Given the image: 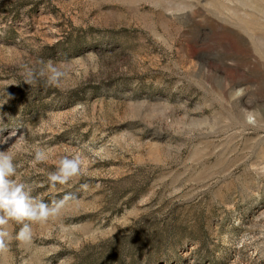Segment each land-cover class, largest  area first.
Masks as SVG:
<instances>
[{
	"label": "rangeland",
	"instance_id": "1",
	"mask_svg": "<svg viewBox=\"0 0 264 264\" xmlns=\"http://www.w3.org/2000/svg\"><path fill=\"white\" fill-rule=\"evenodd\" d=\"M39 60L61 89L23 82ZM10 133L32 194L75 200L0 264H264V0H0ZM74 150L87 174L51 189Z\"/></svg>",
	"mask_w": 264,
	"mask_h": 264
},
{
	"label": "clouds",
	"instance_id": "2",
	"mask_svg": "<svg viewBox=\"0 0 264 264\" xmlns=\"http://www.w3.org/2000/svg\"><path fill=\"white\" fill-rule=\"evenodd\" d=\"M20 67L23 82L29 86L44 83L48 87L61 89L69 75V69L65 64H57L51 60H39L33 65L20 62ZM244 93L245 89L240 88L235 94L239 97ZM258 115L259 113L246 111L245 122L255 126ZM12 135L15 133H10L9 137L0 139V143H6ZM18 150L19 145H17ZM15 156L14 151L0 150V255L7 253L13 242L20 247L31 248L36 227L58 222L69 203L75 200L74 196L66 194L48 203L34 196L33 186L18 178ZM50 156L51 150L35 149L31 161L32 167L35 168L38 164L47 162ZM90 163L86 155L79 150H74L70 156L64 155L56 158L54 160L55 170L47 174L49 187L56 189L57 185L63 186L85 176ZM82 187L86 189L87 185H82ZM11 225H19V230H13Z\"/></svg>",
	"mask_w": 264,
	"mask_h": 264
}]
</instances>
